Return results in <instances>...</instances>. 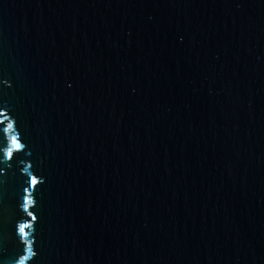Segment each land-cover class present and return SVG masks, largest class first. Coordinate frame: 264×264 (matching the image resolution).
<instances>
[{"label":"water","instance_id":"95a60500","mask_svg":"<svg viewBox=\"0 0 264 264\" xmlns=\"http://www.w3.org/2000/svg\"><path fill=\"white\" fill-rule=\"evenodd\" d=\"M0 264H264V0H0Z\"/></svg>","mask_w":264,"mask_h":264},{"label":"snow or ice","instance_id":"6c2138e0","mask_svg":"<svg viewBox=\"0 0 264 264\" xmlns=\"http://www.w3.org/2000/svg\"><path fill=\"white\" fill-rule=\"evenodd\" d=\"M9 127H11V125H9ZM13 145L16 149H19L21 147V145L16 141L15 137H13ZM33 183H35V181H33ZM19 231L23 233L25 231L24 227H21Z\"/></svg>","mask_w":264,"mask_h":264}]
</instances>
